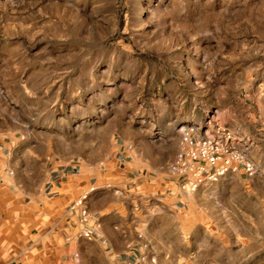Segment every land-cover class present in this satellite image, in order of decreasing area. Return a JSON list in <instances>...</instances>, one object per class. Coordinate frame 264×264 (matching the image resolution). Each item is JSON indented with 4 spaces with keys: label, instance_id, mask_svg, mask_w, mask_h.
<instances>
[{
    "label": "rangeland",
    "instance_id": "1",
    "mask_svg": "<svg viewBox=\"0 0 264 264\" xmlns=\"http://www.w3.org/2000/svg\"><path fill=\"white\" fill-rule=\"evenodd\" d=\"M263 80L264 0H0L7 162L33 191L51 163L95 167L73 202L135 236L140 264H264V134L246 100ZM206 119L256 173L188 192L169 166L180 128ZM22 220L1 198L0 264H62Z\"/></svg>",
    "mask_w": 264,
    "mask_h": 264
},
{
    "label": "crops",
    "instance_id": "2",
    "mask_svg": "<svg viewBox=\"0 0 264 264\" xmlns=\"http://www.w3.org/2000/svg\"><path fill=\"white\" fill-rule=\"evenodd\" d=\"M246 100L258 108L261 121L259 129L264 134V80ZM10 150L9 144L0 141V199L16 196L23 207V223L30 225L32 221H38L31 231L39 238L40 250L58 257L62 264H96L91 260V248L106 259V264H121L123 261L140 264L138 261L142 253L134 243L135 236L123 230L119 232L113 226L112 219L93 218L96 212L87 208L86 201L78 209H70L74 199L92 182L95 167H85L78 160H71L64 165L51 163L46 166L45 180L37 191H33L25 185L20 186L14 166L7 162ZM110 166L120 170L125 168L119 160ZM81 208L87 210L86 222H81L78 216ZM84 231H90L89 239L82 235Z\"/></svg>",
    "mask_w": 264,
    "mask_h": 264
},
{
    "label": "built area",
    "instance_id": "3",
    "mask_svg": "<svg viewBox=\"0 0 264 264\" xmlns=\"http://www.w3.org/2000/svg\"><path fill=\"white\" fill-rule=\"evenodd\" d=\"M169 172L182 189L193 192L203 182H214L227 173L253 176L256 166L235 144L230 130L215 119H206L180 128V148L169 166ZM84 198L83 195L73 202L70 209L82 206ZM78 216L81 222H86V208L78 210ZM82 235L88 239L91 237L90 231H84ZM121 264L132 263L123 261Z\"/></svg>",
    "mask_w": 264,
    "mask_h": 264
},
{
    "label": "bare ground",
    "instance_id": "4",
    "mask_svg": "<svg viewBox=\"0 0 264 264\" xmlns=\"http://www.w3.org/2000/svg\"><path fill=\"white\" fill-rule=\"evenodd\" d=\"M188 192H190V191H188Z\"/></svg>",
    "mask_w": 264,
    "mask_h": 264
}]
</instances>
